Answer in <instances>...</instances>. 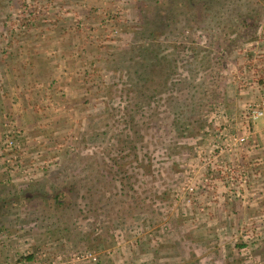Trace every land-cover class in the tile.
I'll list each match as a JSON object with an SVG mask.
<instances>
[{
	"label": "rangeland",
	"instance_id": "obj_1",
	"mask_svg": "<svg viewBox=\"0 0 264 264\" xmlns=\"http://www.w3.org/2000/svg\"><path fill=\"white\" fill-rule=\"evenodd\" d=\"M0 264H264V0H0Z\"/></svg>",
	"mask_w": 264,
	"mask_h": 264
},
{
	"label": "built area",
	"instance_id": "obj_2",
	"mask_svg": "<svg viewBox=\"0 0 264 264\" xmlns=\"http://www.w3.org/2000/svg\"><path fill=\"white\" fill-rule=\"evenodd\" d=\"M250 115V119L253 120H257L260 115H261V111L259 110V107H257L256 109L253 108V110L251 112H249ZM231 141L233 142V146H245L248 143V137L247 136H239L236 138L231 139Z\"/></svg>",
	"mask_w": 264,
	"mask_h": 264
},
{
	"label": "trees",
	"instance_id": "obj_3",
	"mask_svg": "<svg viewBox=\"0 0 264 264\" xmlns=\"http://www.w3.org/2000/svg\"><path fill=\"white\" fill-rule=\"evenodd\" d=\"M210 0H185V3L187 4V6L191 9H196L197 6L199 5H203V6H207ZM59 194L57 196V198H59Z\"/></svg>",
	"mask_w": 264,
	"mask_h": 264
},
{
	"label": "crops",
	"instance_id": "obj_4",
	"mask_svg": "<svg viewBox=\"0 0 264 264\" xmlns=\"http://www.w3.org/2000/svg\"><path fill=\"white\" fill-rule=\"evenodd\" d=\"M9 90H10V89H9ZM15 90H16V89H15ZM9 94H10V93H9ZM9 96H15V94H10ZM253 129H255V127H254ZM256 129H259V126H257ZM255 133L258 134V137H259V135H261L260 130H255Z\"/></svg>",
	"mask_w": 264,
	"mask_h": 264
}]
</instances>
